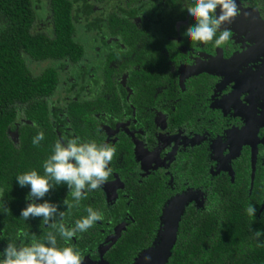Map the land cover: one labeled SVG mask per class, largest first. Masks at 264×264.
I'll use <instances>...</instances> for the list:
<instances>
[{"label":"flooded vegetation","instance_id":"1","mask_svg":"<svg viewBox=\"0 0 264 264\" xmlns=\"http://www.w3.org/2000/svg\"><path fill=\"white\" fill-rule=\"evenodd\" d=\"M67 1L74 49L32 63L35 70L51 64L58 72L54 92L43 99L47 117L56 140L79 137L115 148L108 180L79 206L62 203L72 201L63 184L42 198L60 203L66 227L86 216L87 207L102 214L67 242L81 252L82 264H124L113 251L134 222L132 195L162 194L161 234L181 213L202 212L209 199L242 201L245 209L250 202L254 216L263 214L264 0H237L240 14L220 26L230 30L220 45L183 39L192 25L186 0ZM34 9L33 30L50 35L49 12ZM18 125L6 129L12 142ZM39 159L28 163L40 169L42 154ZM3 201L9 213L6 194ZM14 207L17 216L19 204ZM32 222L15 231L10 220L0 224V251L13 240L43 242L51 230L64 246L55 228L43 224L39 231Z\"/></svg>","mask_w":264,"mask_h":264},{"label":"trees","instance_id":"2","mask_svg":"<svg viewBox=\"0 0 264 264\" xmlns=\"http://www.w3.org/2000/svg\"><path fill=\"white\" fill-rule=\"evenodd\" d=\"M35 6L49 12L53 24L50 35L33 30ZM70 8L67 0H0V202L6 203L3 201L6 194L11 206L9 213L0 207V224L10 220L12 231L25 223L28 226L30 218L33 219L30 226L38 227L39 231L44 224L40 217L29 216L25 221L19 215L14 216L15 205L25 207L21 195L26 188L17 185L15 176L36 170L37 165L30 166V160L39 162L41 154L45 159L57 141L43 99L46 101L54 92L58 72L51 64L35 70L32 63L57 60L74 49ZM18 121L17 141L12 142L6 129L13 128ZM37 132H43L44 138L33 145L31 141ZM37 148H41L40 153ZM41 170L42 166L36 171L41 174ZM132 198L130 211L134 222L113 251V255L124 256V264L133 261L136 264L152 255L159 246L157 237L161 236L167 218L166 212L161 214L162 194L159 199L156 193ZM46 200L60 208L57 200ZM48 226L54 228L51 223ZM256 230L262 233L257 240L252 236ZM51 232L55 234L54 230ZM164 264H264V213L252 218L242 201L225 198L209 199L204 210L194 216L181 213L176 218L174 240Z\"/></svg>","mask_w":264,"mask_h":264},{"label":"clouds","instance_id":"3","mask_svg":"<svg viewBox=\"0 0 264 264\" xmlns=\"http://www.w3.org/2000/svg\"><path fill=\"white\" fill-rule=\"evenodd\" d=\"M184 12L192 21L191 27L182 33L184 40L220 45L230 35L229 29H220V26L238 16L240 9L237 0H186ZM43 138V132H37L31 142L38 145ZM114 152L113 146L94 140L81 141L79 137L57 140L51 153L42 161L43 174L35 169L18 173L15 176L17 185L28 188L25 194L28 202L20 209L19 216L25 221L31 216L40 217L46 225L51 223L64 241V246H57L53 232H48L43 242L32 240L18 244L14 240L9 241L0 251V264H82L81 252L67 242L77 232H86L95 221L102 219V214L87 207L86 216L77 219L73 226L66 227L62 222L64 211L56 203L42 198L54 186L63 184L70 191L72 201L62 203L68 208L79 206L88 191L100 189L108 180L112 173L110 161ZM0 207L7 209L3 202H0ZM245 211L253 218L255 208L252 203L247 204ZM57 218L61 222L57 223ZM261 235L260 230L252 232L256 240ZM143 260L144 264H149L151 257L145 256Z\"/></svg>","mask_w":264,"mask_h":264},{"label":"water","instance_id":"4","mask_svg":"<svg viewBox=\"0 0 264 264\" xmlns=\"http://www.w3.org/2000/svg\"><path fill=\"white\" fill-rule=\"evenodd\" d=\"M175 226H176V222L172 224L168 232H163L161 234L160 237L163 238L164 240H161L157 249L155 251L153 250L152 255H150L151 259L156 261L155 264H164L169 247L174 240ZM142 263H143V259L140 262L137 261V264H142Z\"/></svg>","mask_w":264,"mask_h":264},{"label":"rangeland","instance_id":"5","mask_svg":"<svg viewBox=\"0 0 264 264\" xmlns=\"http://www.w3.org/2000/svg\"><path fill=\"white\" fill-rule=\"evenodd\" d=\"M162 240H164V239L162 238Z\"/></svg>","mask_w":264,"mask_h":264}]
</instances>
